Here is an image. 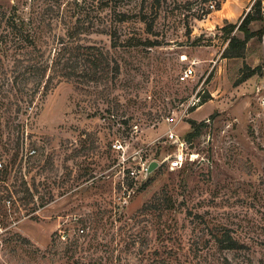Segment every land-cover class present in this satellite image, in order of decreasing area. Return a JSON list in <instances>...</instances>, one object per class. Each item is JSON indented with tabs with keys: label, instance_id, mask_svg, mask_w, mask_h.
I'll return each mask as SVG.
<instances>
[{
	"label": "rangeland",
	"instance_id": "rangeland-1",
	"mask_svg": "<svg viewBox=\"0 0 264 264\" xmlns=\"http://www.w3.org/2000/svg\"><path fill=\"white\" fill-rule=\"evenodd\" d=\"M239 1L0 0V264H264V36L230 56L256 0ZM14 11L38 49H5ZM61 42L78 65L46 93L5 83ZM225 229L245 247L220 248Z\"/></svg>",
	"mask_w": 264,
	"mask_h": 264
},
{
	"label": "trees",
	"instance_id": "trees-1",
	"mask_svg": "<svg viewBox=\"0 0 264 264\" xmlns=\"http://www.w3.org/2000/svg\"><path fill=\"white\" fill-rule=\"evenodd\" d=\"M110 1L106 3L108 6ZM105 5V6H106ZM121 20H126V18H129V16L126 13H121ZM3 17L5 18L6 23V32L3 38V44L5 45V49H15L18 50L19 53L21 51L26 50L28 48L38 49L35 42V34L33 33L32 29V20L26 19L23 17H20L17 15L16 11L13 13L7 14L4 12ZM263 19V12H262V0H256L255 3L252 5L251 10L247 12L245 17L243 18L239 28L244 31V38L237 37L233 35L230 38L229 46H228V52L230 56H242L244 53V50L247 46L248 41L253 37H258L259 39H263L264 32L257 30H251L249 29V25L253 21L262 20ZM116 36V35H115ZM113 33V46H119V42L117 41L116 37ZM64 46L62 49H60L57 58H53L50 60H44V61H32V63H29L25 67L22 65H16L13 69L14 73H18L15 78L8 79L9 81H6L5 83L7 85L11 84V88H16V90L19 93H46L49 89L50 83H52V76L47 73L48 70L50 71H57L60 72V70L65 69L67 71V68L65 66L70 67L71 69L77 67L78 62H73L69 65H66L62 62L63 56L70 50L69 45L67 43L61 42ZM133 44V43H132ZM93 49V47H87ZM237 49V52H233L232 50ZM29 54V53H28ZM93 56V59H88L89 62L94 65V67H97L99 64L100 59L98 57H95L93 53L91 54ZM33 59V58H32ZM21 62V61H19ZM19 68V69H18ZM250 72L247 73V75H244L241 80H245L247 77H250L253 75L256 71L255 69H251V67H248ZM27 73L34 74L33 78H35V81L32 83V86H26L27 81L29 79H24V75ZM64 76H72L73 74H76L75 71H69L66 73H63ZM95 74V71L91 73V75ZM23 75V77H21ZM95 76V75H94ZM26 113V111L24 112ZM191 125L194 128H197L199 125H197V122L195 120H191ZM203 123H200V125ZM190 135H193L191 133ZM83 229V228H82ZM84 232V229H83ZM223 238H220L216 236V242L219 244V247L225 250H238L245 247L242 243H239L232 235L229 229L224 230V234L222 236Z\"/></svg>",
	"mask_w": 264,
	"mask_h": 264
},
{
	"label": "built area",
	"instance_id": "built-area-1",
	"mask_svg": "<svg viewBox=\"0 0 264 264\" xmlns=\"http://www.w3.org/2000/svg\"><path fill=\"white\" fill-rule=\"evenodd\" d=\"M208 1V4H209V7L211 8V9H213V10H215V9H217V6H218V0H207ZM194 74V68L192 67V66H189V67H187V68H185V70H184V72H183V76H184V78H190L192 75ZM200 100H201V96L200 95H198L197 97H194L193 99H192V101H191V104L192 105H198V103L200 102ZM171 120H173V118L171 117H167V121H171ZM166 141L167 142H170L172 145H174V146H177L178 147V149L179 148H182V147H184L185 146V144H187V141H186V139H184L183 137H180L175 131H174V129H169L168 131H167V133H166ZM113 146L115 147V148H117V149H122V150H124V146H123V144L121 143V141H117V142H115L114 144H113ZM35 153V150L33 149V150H31L30 151V154H34ZM183 157H184V154L183 153H181V154H179L178 155V159H175L174 160V164L176 165V166H181L182 164H183V162H184V159H183ZM124 160H126V159H124ZM149 163L150 162H148V165H149ZM148 165H147V167H148ZM1 167H3V162H2V160L0 159V168ZM147 167L144 169V172L146 173V171H147ZM130 173H131V175H135L136 173H135V171H130ZM81 232H83V229H81Z\"/></svg>",
	"mask_w": 264,
	"mask_h": 264
},
{
	"label": "water",
	"instance_id": "water-1",
	"mask_svg": "<svg viewBox=\"0 0 264 264\" xmlns=\"http://www.w3.org/2000/svg\"><path fill=\"white\" fill-rule=\"evenodd\" d=\"M159 166H160V162L158 160L154 159V160L150 161V163L147 167L146 175H150Z\"/></svg>",
	"mask_w": 264,
	"mask_h": 264
},
{
	"label": "crops",
	"instance_id": "crops-1",
	"mask_svg": "<svg viewBox=\"0 0 264 264\" xmlns=\"http://www.w3.org/2000/svg\"><path fill=\"white\" fill-rule=\"evenodd\" d=\"M250 1H253V0H240L239 2H247L249 3ZM255 1V0H254ZM263 4H264V0H262ZM251 7H252V3L250 5L249 8H247V12H249L251 10ZM254 22V21H253ZM252 39V38H251ZM264 52V39H263V50H262V53Z\"/></svg>",
	"mask_w": 264,
	"mask_h": 264
}]
</instances>
